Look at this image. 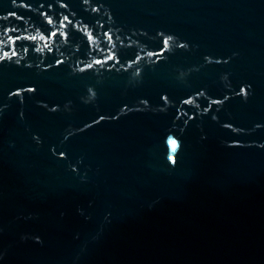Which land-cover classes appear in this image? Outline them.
I'll use <instances>...</instances> for the list:
<instances>
[{"label": "water", "instance_id": "1", "mask_svg": "<svg viewBox=\"0 0 264 264\" xmlns=\"http://www.w3.org/2000/svg\"><path fill=\"white\" fill-rule=\"evenodd\" d=\"M0 264H264V0H0Z\"/></svg>", "mask_w": 264, "mask_h": 264}, {"label": "clouds", "instance_id": "2", "mask_svg": "<svg viewBox=\"0 0 264 264\" xmlns=\"http://www.w3.org/2000/svg\"><path fill=\"white\" fill-rule=\"evenodd\" d=\"M225 79L227 78L226 76L224 77ZM175 141V148H177L179 145H178V142L176 140H173Z\"/></svg>", "mask_w": 264, "mask_h": 264}, {"label": "snow or ice", "instance_id": "3", "mask_svg": "<svg viewBox=\"0 0 264 264\" xmlns=\"http://www.w3.org/2000/svg\"><path fill=\"white\" fill-rule=\"evenodd\" d=\"M173 149H175V141H172Z\"/></svg>", "mask_w": 264, "mask_h": 264}]
</instances>
